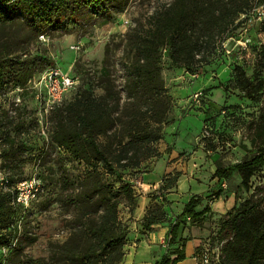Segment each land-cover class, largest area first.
<instances>
[{"label": "rangeland", "instance_id": "obj_1", "mask_svg": "<svg viewBox=\"0 0 264 264\" xmlns=\"http://www.w3.org/2000/svg\"><path fill=\"white\" fill-rule=\"evenodd\" d=\"M170 1L107 0L104 7L78 3L73 6V15L69 16V8L59 25H47L39 33L32 31L27 18L18 15L13 23L0 27V56L25 53V75L37 77L56 66L68 71L75 85L65 92V103L38 111L33 89L26 83L21 97L31 109L22 132L9 126L4 134L1 163L16 180L35 177L38 192L27 207L15 208L13 216L2 221V226L12 224L15 231L6 242L0 241L1 264H51L58 244L69 238L73 216L70 194L76 186H85L80 183L88 170L54 140V133L63 131L58 122L65 104L72 100L74 91L91 83L100 93L97 81L106 75L120 91L121 110L125 68L132 60L135 29L146 27L150 14ZM262 10L264 3L248 11L250 20L231 33L199 70L169 67L166 55L161 57V77L171 99L160 124L163 137L155 144L160 155L143 161L140 169L121 170L120 180L136 191V187L147 186L143 184L147 173L149 186H163L165 182L176 186L167 196L166 209L170 213L180 214L190 197L212 194L209 186H220L222 181L224 190L234 191L236 204L252 196L260 200V208L264 209V164L251 176L249 189L240 184L238 171L222 181L212 175L217 166L249 159L264 148V122L259 118L264 109V82L258 100H250L236 87L233 72L234 66H240L245 76L253 78L257 51L264 46V14L258 15ZM257 76L264 80V68ZM11 96L2 93L0 104L6 107ZM97 140L102 142L103 138L98 136ZM98 170L114 188L118 187L119 171L105 174L101 165ZM118 211L124 223L133 220L124 205L120 204Z\"/></svg>", "mask_w": 264, "mask_h": 264}, {"label": "trees", "instance_id": "obj_2", "mask_svg": "<svg viewBox=\"0 0 264 264\" xmlns=\"http://www.w3.org/2000/svg\"><path fill=\"white\" fill-rule=\"evenodd\" d=\"M106 1L0 0V27L13 23L14 16L18 15L27 18L32 31L39 33L47 25H59L69 8V16L73 15V6L78 3L104 7ZM263 3L264 0H171L163 3L150 14L146 27L135 29L131 44L132 60L125 68V99L121 110L120 91L106 75H101L97 81L100 93L95 92L96 85L92 83L78 92L74 91L58 122L63 131H56L54 140L83 162L88 171L84 182L80 183L85 186H76L73 189L75 192L70 194L73 212L70 236L58 244L56 256L50 258V263H121L128 225L121 220L118 206L124 205L131 214L136 207V193L133 186L121 182L120 171L140 169L143 161L160 155L155 144L163 137L160 124L164 122L171 99L161 77L162 55H166L169 67L184 68L188 72L201 69L217 52L220 44L250 20L247 12ZM26 56L25 53L0 56V95L12 94L6 107L0 104L1 158L4 150L2 142L8 127L21 131L25 116L31 109L21 97L23 90L19 93L20 103L14 106L12 102L14 93L11 90L18 86L24 89L33 76L25 75L22 70L23 57ZM263 68L264 46L257 51L253 78L245 76L240 66H234L236 87L245 98L258 100L264 80L258 78L257 73ZM62 103H65V93L53 107ZM259 118L264 122V109ZM98 136L103 138L102 142L97 140ZM263 164L264 148H259L249 159L217 166L212 175L222 181L230 179L232 173L238 171L240 184L249 189L251 176ZM99 165L105 174L119 171L117 188L103 178ZM1 166L8 174L10 185L25 180L14 179V174L2 163ZM170 185L165 182L159 186L158 194L171 189L173 186ZM219 187L207 197H218L223 190L221 185ZM37 192L38 189L35 197ZM14 193L15 189L0 191V241L6 242L15 231L12 224L2 226V221L13 216L15 208H23L14 202ZM155 199L156 195L151 196V202L140 220L142 231L166 221V212ZM203 199L201 195H193L184 204L168 231V243L175 241L182 218L186 216L197 220L207 210V207L196 210ZM212 235L213 240L221 243L220 259L214 264H264V209L260 208V200H253L250 196L235 203L221 216L218 229ZM183 258V250L175 248L154 264H175Z\"/></svg>", "mask_w": 264, "mask_h": 264}, {"label": "crops", "instance_id": "obj_3", "mask_svg": "<svg viewBox=\"0 0 264 264\" xmlns=\"http://www.w3.org/2000/svg\"><path fill=\"white\" fill-rule=\"evenodd\" d=\"M151 170L152 168H150ZM170 170L171 168L167 171ZM144 175L146 176L143 179V184L147 186L136 187V207L132 212L133 220L131 222L127 221L128 233L126 244L124 245L125 253L120 264H154L168 251L175 248H180L184 252V258L175 264H198L195 255L200 250L206 237L215 234L221 216L235 204L234 191L222 190L220 195L214 198L207 197L211 194L210 192L201 195L204 199L196 207V210L201 211L204 207H207V210L197 220L187 219L186 216L182 218L177 237L170 244L168 243V231L178 214L168 212L166 205L168 203V193L174 191L176 186L160 195L157 191L159 186H149L151 184L147 183L146 180L150 178H147V173H144ZM219 188V186H209V190L213 189V192ZM152 191H154L153 194ZM153 195H156V201L160 200L158 202L162 204L166 212V221L153 225L150 230L142 231L139 223ZM129 216L127 215L126 217ZM173 256L170 255V257Z\"/></svg>", "mask_w": 264, "mask_h": 264}, {"label": "built area", "instance_id": "obj_4", "mask_svg": "<svg viewBox=\"0 0 264 264\" xmlns=\"http://www.w3.org/2000/svg\"><path fill=\"white\" fill-rule=\"evenodd\" d=\"M264 11L259 12V16L263 15ZM40 38L43 35L39 36ZM27 84L33 89V97L38 111L48 110L55 104L59 103L64 93L70 90L74 85V79L69 75L68 71H62L56 66H50L40 76L28 79ZM23 90L22 87H15L12 92V102L14 106L20 103L19 93ZM10 93V92H9ZM8 94V93H7ZM221 188L226 189L225 182H221ZM14 186V187H12ZM15 189L14 202L27 207L29 201L35 196L38 189V181L35 177L18 182L15 185H10L8 182V174L1 166L0 157V191L7 192ZM189 219V217H187ZM220 242L213 240V235L206 237L199 254L195 255L198 264H214L220 259Z\"/></svg>", "mask_w": 264, "mask_h": 264}]
</instances>
